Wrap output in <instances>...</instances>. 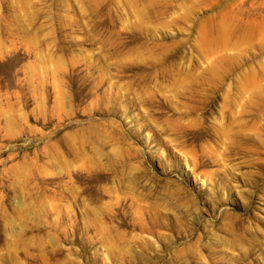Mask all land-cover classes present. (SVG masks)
Instances as JSON below:
<instances>
[{
	"label": "rangeland",
	"instance_id": "rangeland-1",
	"mask_svg": "<svg viewBox=\"0 0 264 264\" xmlns=\"http://www.w3.org/2000/svg\"><path fill=\"white\" fill-rule=\"evenodd\" d=\"M0 264H264V0H0Z\"/></svg>",
	"mask_w": 264,
	"mask_h": 264
},
{
	"label": "bare ground",
	"instance_id": "bare-ground-1",
	"mask_svg": "<svg viewBox=\"0 0 264 264\" xmlns=\"http://www.w3.org/2000/svg\"><path fill=\"white\" fill-rule=\"evenodd\" d=\"M242 33H243V32H242ZM239 35H240V34H239ZM241 35H242V34H241ZM216 36H217L218 39L226 40V31H224L223 28H221V29L217 32ZM246 36H247V34L245 33L242 39H244V37H246ZM247 37H248V36H247ZM237 38H238V37H237ZM239 38H240V36H239ZM239 40H240V39H239ZM237 41H238V40H237Z\"/></svg>",
	"mask_w": 264,
	"mask_h": 264
}]
</instances>
